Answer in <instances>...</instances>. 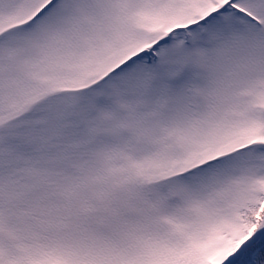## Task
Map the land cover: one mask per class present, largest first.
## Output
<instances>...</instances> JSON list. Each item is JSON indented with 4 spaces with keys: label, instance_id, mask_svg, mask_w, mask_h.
Returning <instances> with one entry per match:
<instances>
[{
    "label": "snow or ice",
    "instance_id": "snow-or-ice-1",
    "mask_svg": "<svg viewBox=\"0 0 264 264\" xmlns=\"http://www.w3.org/2000/svg\"><path fill=\"white\" fill-rule=\"evenodd\" d=\"M0 264H264V0H0Z\"/></svg>",
    "mask_w": 264,
    "mask_h": 264
}]
</instances>
